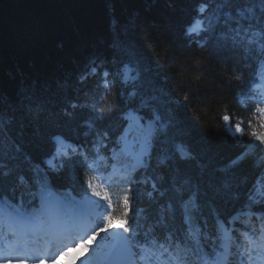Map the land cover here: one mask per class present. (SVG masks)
Returning <instances> with one entry per match:
<instances>
[{
    "label": "trees",
    "instance_id": "1",
    "mask_svg": "<svg viewBox=\"0 0 264 264\" xmlns=\"http://www.w3.org/2000/svg\"><path fill=\"white\" fill-rule=\"evenodd\" d=\"M200 3L10 0L1 4L0 109L12 115L14 122L4 138L0 195L6 197L28 186L20 174L33 175L29 167L43 160L56 133L84 141L89 149L98 133H107L104 143L108 150L102 148L101 152L110 157L115 148L119 153L121 144L117 142L126 113L132 109L149 119L158 115L160 125L153 139L151 166L133 174L140 183L132 185L128 215L136 212V188L144 215L155 214L159 206L171 203L175 221L170 223L175 226L182 224L183 212L175 188H180L184 201L195 198L199 219L247 205H261L264 210V203L248 199L251 194L258 200L256 186L264 191V144L247 126L249 118L235 97L240 82L244 83L240 74L250 69L246 59H255L264 50L258 40L249 43L251 32L238 36L233 21L223 23L227 19L223 14L231 11L235 15L236 5L220 6L218 0H211L204 15L219 14L221 23L199 37L187 35ZM92 61L100 66L98 74L81 81L80 73ZM127 65L134 69L128 79L124 75ZM104 69L109 71L108 88L99 74ZM33 92L45 101L39 113L21 107V98ZM72 103L78 107L73 109ZM101 112L103 119H96ZM225 114L246 119L241 137L234 138L225 130ZM177 144L194 158L181 159L175 151ZM253 144L257 146L245 159L230 166ZM129 160L121 156L116 161ZM76 162L82 173L85 162ZM73 173L76 170H64L61 177L56 176L57 186L76 184ZM153 183L165 196L153 192L159 203L150 206L147 192L152 191ZM127 187H123V196ZM124 211L121 202L114 215Z\"/></svg>",
    "mask_w": 264,
    "mask_h": 264
},
{
    "label": "snow or ice",
    "instance_id": "2",
    "mask_svg": "<svg viewBox=\"0 0 264 264\" xmlns=\"http://www.w3.org/2000/svg\"><path fill=\"white\" fill-rule=\"evenodd\" d=\"M211 0H201L199 7L197 8L198 16L194 22L187 28L186 34L191 37H199L202 33L208 32L214 24L221 23L220 15H204L207 11ZM236 5L235 15L231 11L224 13L227 17L223 21L224 24H228L229 21L235 23L233 29L239 36L241 32L247 34L251 32L252 39L249 43L258 42L262 45L264 50V0H218V4L223 6ZM257 9L259 11H257ZM245 22L246 25H245ZM253 29H255L253 31ZM204 45L201 43L200 45ZM100 66L92 61L90 64L85 65L84 70L80 73L79 79L81 81L88 79L90 76L95 77L98 74ZM104 79V87L108 88L109 71L104 69L99 73ZM237 79H240L238 76ZM259 87V85H254ZM27 101V103H25ZM264 104V100L259 101ZM45 101L34 92L24 95L21 98V107L23 110L28 112L39 113L43 110ZM0 104H3V99H0ZM73 109L77 108V104H71ZM95 110V108H94ZM260 112H264V108L259 109ZM96 119H103V113L101 112L96 116ZM128 120V127L125 128L121 134L117 143L123 144L124 146L117 153L115 148H112L111 157H105L101 154V149L108 150V145L104 143L107 139V133L97 134V140L93 143L91 149L92 162L88 163L90 154L83 150L80 145H71L62 137H54L55 156L53 159H68L71 160L73 156L80 157L85 162V166L89 172H98L99 169L96 167L99 162H104V167L107 168V160L112 159L113 161L119 160L121 156L130 158L133 163L130 167L127 165H121L119 168L116 164L111 165L113 175L117 176L119 180L126 184V194L123 196V206L125 208L124 213L117 217L111 212L107 211L112 207V202L107 194L103 193L98 189L99 185L94 181L101 180L99 175L88 176L86 175L81 181V185H87L84 189L83 197L81 200H76L74 197L71 199L62 198L61 196L54 193L47 184L41 185L38 198L39 204L35 203L36 196L33 197L32 201H29L26 207L16 208L14 214L8 211L11 205L5 201L4 206L0 208V222L7 221L9 226H14L19 230V233L27 238H34L36 240L44 242L49 250L55 247L59 251L60 255H67L68 246L74 243L83 244L86 240H92L95 242L96 237L100 236L101 232L108 233L111 231L113 223L117 220L123 221L120 224L122 233H114L112 240L103 245H97L95 248V257L98 264H153V257H156L157 247L169 251L168 247L164 243H159L157 240V233L159 226L166 225L168 222L175 221V214L171 203L161 205L155 210V214L149 213L144 215V209L140 208V190L136 188L135 191V204L136 212L131 217L133 223L128 224L125 217L128 216L127 209L130 208L132 200H130L129 194L133 192L132 185L140 183L138 178L134 177L140 169L147 170L151 166V153L149 151L153 136V124L155 121L160 119L159 116H155L154 120L151 121L147 126L140 123L142 117H137L132 113L125 116ZM224 121H229V116L223 117ZM14 122V117L7 114L4 110L0 109V169L4 168L3 156L5 155L4 150V138L8 132L11 131V126ZM89 128L93 127L91 122L86 121ZM240 123H236L234 126L229 124L228 132L234 138L237 134L243 135V129L240 127ZM129 133H135L137 142L143 141L141 151L132 152L128 146V135ZM255 136V133H252ZM256 140L260 144H264V136H256ZM237 142H240L239 140ZM253 144L249 150L243 152L235 160L232 161L230 166H235L245 159L251 152V148L256 147ZM18 150V149H17ZM175 151L179 153L181 159H193L194 157L188 152L185 147L181 144L175 146ZM50 166L51 161L48 162ZM160 164H164V160L159 161ZM54 167V166H53ZM123 172V174H121ZM7 175V173H5ZM112 177H108L107 180H111ZM163 179L162 177L160 178ZM260 182V177H257V184ZM184 183H188L187 180ZM227 186V185H225ZM91 192L92 196L101 197L107 201V204H101L97 200H93L88 192ZM175 196L181 201L182 212V225L181 231L184 232V241L182 245L180 242L171 243V236L168 237V243L174 249L173 252H169V259L173 264H192V258H195L197 264H234L233 258L239 257L238 264H257V260H260V264H264V228L261 229V251L253 256L251 246L256 245V240L249 237L246 233H242L241 237L247 242L249 247H244L241 244H236L231 237L228 236L225 231V237L227 243L223 244V252L218 253L215 251L216 244L213 236L207 231V221L203 222V227L199 224V206L195 198L190 197L187 201H184L181 197L180 188H175ZM153 192H158L159 196H165V192L160 191L157 188L156 183L152 184V191L147 192V196L152 204H158V200L153 196ZM264 195V192L260 193ZM249 200L255 204H260V200L255 199L251 194L248 197ZM264 215V213H261ZM251 215V214H250ZM141 218L145 221V229L143 232L140 231ZM127 225V226H125ZM17 231L13 230L12 235L17 236ZM143 236L144 243L138 238ZM216 237L215 239H218ZM107 237L102 238L106 240ZM209 240H213L211 245L213 253L210 255L204 251L205 246ZM236 244V251H232L233 245ZM60 249H63L60 251ZM23 251L25 256L27 255V247L22 244L20 240H17L15 247H8L0 249L2 251ZM138 250V251H136ZM246 256V259H245ZM25 257H20L24 259ZM91 258H89L90 260ZM158 260L159 257H156ZM35 264H43L42 259L36 260ZM82 264H89L88 261H82Z\"/></svg>",
    "mask_w": 264,
    "mask_h": 264
},
{
    "label": "rangeland",
    "instance_id": "3",
    "mask_svg": "<svg viewBox=\"0 0 264 264\" xmlns=\"http://www.w3.org/2000/svg\"><path fill=\"white\" fill-rule=\"evenodd\" d=\"M133 72H134V69H133L132 67H130V66L127 65L126 68H125V72H124L125 78H127V79H128V78H132L133 75H134ZM129 113H132V114H134V115L137 116V117H142V119L140 120V123H141V124H144V125H146V126H147L151 121L154 120L155 116H158V115L154 114V117H152V119H148L147 117H144V115L141 114L140 112L136 113L135 111L131 110V111H128L126 115H128ZM159 121H160V119H159L158 121H155V123L153 124V128H154L153 136H154V133H155L156 128L159 126ZM225 122H226V121H225ZM238 122H241V120L229 119V121L226 122L227 129H228L229 124H231V125L234 126V125H235L236 123H238ZM128 123H129L128 120H126V124H125L124 130H125V128L128 127ZM240 127H241V123H240ZM123 132H124V131H123ZM237 135H239V134H237ZM153 136H152V139H153ZM123 146H124V145L122 144V147H123ZM128 146H129V150H130V151H132V152H139V151H141V149H142L143 141L137 142L136 134H135V133H129V135H128ZM149 151H150V153H151V151H152V142H151V147H150ZM53 157H54V156L50 157V158L46 161V164H47L48 168H51V169H53V170H56V169H57L56 167H57V165H58V158L53 159ZM49 161H51V165H53L54 167L49 165V163H48ZM132 162H133V161H132ZM97 190H98V189H97ZM88 195L91 196V198H92L93 200H97V197L92 196L91 194H88ZM80 199H82V197H80ZM116 226H120V224H119V225H116ZM112 232H113L112 229H111V231L108 232V233L101 232L100 237H101V238H104V237H107V238H108V236H109ZM91 241H92V240H91ZM108 243H109V242H108ZM98 244H99V245H103V240L100 241V243L89 242V243H87V244H83V245L81 246V249H83V253L86 252L85 258H86V257L89 258V257H91V255L95 254V248H96V246H97ZM106 244H107V243H106ZM57 252H58V251H57ZM65 260H66V257H61V258L59 259L58 262L53 261V262H51V264H63Z\"/></svg>",
    "mask_w": 264,
    "mask_h": 264
},
{
    "label": "bare ground",
    "instance_id": "4",
    "mask_svg": "<svg viewBox=\"0 0 264 264\" xmlns=\"http://www.w3.org/2000/svg\"><path fill=\"white\" fill-rule=\"evenodd\" d=\"M121 231H122V229H120V226H115L113 233L119 234V233H121Z\"/></svg>",
    "mask_w": 264,
    "mask_h": 264
},
{
    "label": "water",
    "instance_id": "5",
    "mask_svg": "<svg viewBox=\"0 0 264 264\" xmlns=\"http://www.w3.org/2000/svg\"><path fill=\"white\" fill-rule=\"evenodd\" d=\"M6 1H10V0H0V5L3 4Z\"/></svg>",
    "mask_w": 264,
    "mask_h": 264
}]
</instances>
